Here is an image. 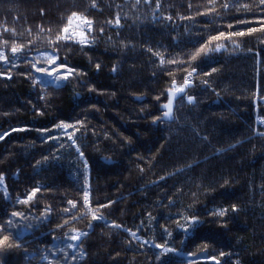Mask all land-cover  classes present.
<instances>
[{"label": "trees", "instance_id": "obj_1", "mask_svg": "<svg viewBox=\"0 0 264 264\" xmlns=\"http://www.w3.org/2000/svg\"><path fill=\"white\" fill-rule=\"evenodd\" d=\"M230 2L0 0V225L24 213L0 231V264H264V11ZM73 12L87 43L57 47ZM53 51L75 73L58 88L32 68Z\"/></svg>", "mask_w": 264, "mask_h": 264}, {"label": "snow or ice", "instance_id": "obj_2", "mask_svg": "<svg viewBox=\"0 0 264 264\" xmlns=\"http://www.w3.org/2000/svg\"><path fill=\"white\" fill-rule=\"evenodd\" d=\"M140 0H137V3H139ZM145 3H149L150 0H144ZM234 2L235 0H233V2H230V3H225L224 5V8L227 10L229 9L230 7L234 6ZM157 7H159V3L157 4ZM247 7V6H245ZM258 7H260V10L261 11H264V0H259V5ZM76 18V19H81L84 21L85 24L88 25V28H87V31H91V21L89 20H86V18L84 17H79L77 15V13L73 12L72 15L69 17V20H68V23L71 24L72 20ZM170 19V18H169ZM242 23L245 22V21H241ZM117 24H119V18L117 19ZM229 28H233L234 26L233 25H229L228 26ZM260 28L262 30H264V24H261ZM258 29L256 28H248L247 29V33L244 32V31H233V32H229L227 34H225L224 32H221L219 34V36H216V37H212L211 39L212 40H218L220 39L221 37H223L224 39H230L231 37H242V36H245L246 34H251L253 32H256ZM102 31V30H101ZM69 32V29L68 27H65L63 30H62V33L63 34H60L57 36L56 38V41L54 42L56 44L57 47H67L68 45L67 44H61L60 42L61 41H68L69 39H71V37H69L67 34ZM78 43H80L81 45H84L87 43V39L86 37H83L77 41ZM234 45L236 47H238L239 45L236 44L235 42H233ZM222 45H217L216 48L214 49L215 51H221L222 50ZM20 49H18L17 47H13L11 49V52L13 54L17 53ZM200 51H204V52H207V51H213V49H205V48H201ZM199 53H197L198 55ZM196 57L193 56L192 59L194 60ZM46 59H47V66L45 67H38L36 63H32V68L38 72V73H41V74H44L46 75L47 77L50 78V82L53 84L54 87L58 88L60 87L61 83L64 82V81H67L69 76L71 75H74V70L70 67L67 66L66 63H57V61L59 60V57L58 55L55 53V51H53L52 53H48L46 54ZM0 60H5L7 62L8 58L5 57V55L3 54V52H0ZM31 62V61H29ZM163 62V61H162ZM168 63H176L175 60H170L168 61ZM100 65H97V68H99ZM61 69H63V71H61ZM213 71H215V69H213ZM196 74V69L193 68L191 72L188 73V75L185 77L184 79V85L183 86H180V87H176L175 86V81H173V89L169 92V101L166 105H164V108L167 109V111L164 112V115L162 117H160L159 119H171L170 117V113L172 111V108H171V105L173 103V99L176 98V99H182L184 95H186V88L188 86H190V84L192 83V80L190 79L192 76H194ZM10 78V77H9ZM37 81H39V78L37 77ZM39 83L43 84V81H39ZM174 94H178V95H174ZM194 101V97L192 96H187V102L189 104L193 103ZM79 123V122H78ZM56 128L58 129H63L66 133H67V130L70 129V128H73V125L72 124H69V123H65V122H61L60 124L56 125L55 126ZM16 130H20V131H24L26 129H16ZM42 132H48L49 130L48 129H43L41 130ZM75 131H78V129H74L73 133L72 134H68V140L72 141L73 145L75 146V138H74V132ZM10 135L9 132H4L2 134H0V140H3L5 138V136H8ZM46 140H53V139H56V137H53V136H48V137H45ZM76 150L79 152V148L77 147ZM81 156H83V153H80ZM0 180H2V176H0ZM40 190V186H38L36 189L33 190V192L31 194H29L26 198L24 199H18L17 200V203L19 204H24V205H27L29 204L30 201L33 200L36 192H38ZM84 201H85V204H89L90 201H89V191L87 189H85V192H84ZM114 203V202H113ZM69 204L72 205V207H75V203L73 201H69ZM108 205H103L102 207H107ZM47 211H50L49 210H46ZM65 212H68L69 209H65L64 210ZM232 211H236V207L235 205H233L232 207ZM220 217H223L225 216L226 214V210H221L217 213ZM46 215V214H45ZM15 217H24V213L23 212H17V211H13L11 213V216L9 217L8 221L6 224L4 225H0V231H6L10 228H12L15 224V221L13 220V218ZM96 219H99V220H103L104 217L103 216H99L97 217L95 214H93V220H96ZM68 222L65 221V224H67ZM188 223L190 224H195V223H199V221L193 217L190 221H188ZM59 227H64V225H60ZM116 227H120L119 225H116ZM187 231V230H186ZM133 236H136V233H131ZM84 235H87L86 233H81L80 236H84ZM80 236H77V235H72L70 236V240L71 241H78L80 239ZM137 239H139V237H136ZM9 237L8 236H3L2 239H0V244H3L4 242L8 241ZM17 247H20L21 245L20 244H17L16 245ZM68 248H71V249H75L77 247L76 244L74 243H69L67 245ZM155 247L157 248H163L164 246L163 245H160V244H156ZM164 251L165 252H174L175 250L172 249V248H164ZM73 259H75V256H73Z\"/></svg>", "mask_w": 264, "mask_h": 264}, {"label": "rangeland", "instance_id": "obj_3", "mask_svg": "<svg viewBox=\"0 0 264 264\" xmlns=\"http://www.w3.org/2000/svg\"><path fill=\"white\" fill-rule=\"evenodd\" d=\"M79 17H81V16H79ZM65 27H68L69 32H68L67 35L69 37H71V39L73 41H76L77 42L78 40H80L82 38V36L87 38V32H89V31H87L88 25L85 24L84 21L81 20V19L74 18L72 20L71 24L68 23ZM190 79L192 80V83L187 88H190L193 85V79H192V77ZM183 85H184V80H183V82H182L181 85L175 84L176 87H180V86H183ZM172 88H173V84H172L171 89ZM208 260H210V259H208Z\"/></svg>", "mask_w": 264, "mask_h": 264}, {"label": "water", "instance_id": "obj_4", "mask_svg": "<svg viewBox=\"0 0 264 264\" xmlns=\"http://www.w3.org/2000/svg\"><path fill=\"white\" fill-rule=\"evenodd\" d=\"M170 91H171V90H170ZM170 91H169V92H170ZM169 92L167 93V102H166L165 104H163V105L160 107V110L163 112L162 116L164 115V112L167 111V109L164 108V105H166V104L168 103V101H169ZM174 95H178V94H174ZM177 100H178V99L174 98V99H173V103H172V105H171V108H172V111H171V113H170V117H171V119H167V118H165V119H162V121H165V122H171V121L173 120V118H174V109H175V102H176Z\"/></svg>", "mask_w": 264, "mask_h": 264}, {"label": "bare ground", "instance_id": "obj_5", "mask_svg": "<svg viewBox=\"0 0 264 264\" xmlns=\"http://www.w3.org/2000/svg\"><path fill=\"white\" fill-rule=\"evenodd\" d=\"M187 89H188V88H187ZM187 89H186V90H187ZM184 96H185V95H184ZM184 96H183V97H184ZM166 102H167V101H166ZM166 102H165V103H166ZM165 103H164V104H165ZM175 104H176V102H175ZM160 111H161V110H160ZM161 113L163 114L162 111H161ZM161 117H162V115H161ZM160 121H162V120L160 119ZM163 122H165V121H163Z\"/></svg>", "mask_w": 264, "mask_h": 264}, {"label": "built area", "instance_id": "obj_6", "mask_svg": "<svg viewBox=\"0 0 264 264\" xmlns=\"http://www.w3.org/2000/svg\"><path fill=\"white\" fill-rule=\"evenodd\" d=\"M173 89V88H172ZM187 89V88H186Z\"/></svg>", "mask_w": 264, "mask_h": 264}]
</instances>
